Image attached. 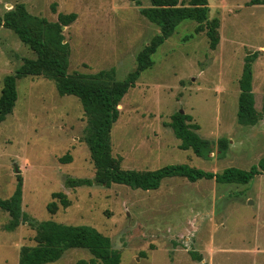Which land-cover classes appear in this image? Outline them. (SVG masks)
I'll return each instance as SVG.
<instances>
[{
    "label": "rangeland",
    "instance_id": "1",
    "mask_svg": "<svg viewBox=\"0 0 264 264\" xmlns=\"http://www.w3.org/2000/svg\"><path fill=\"white\" fill-rule=\"evenodd\" d=\"M139 1L0 0V15L19 3L49 21L76 13V20L62 27L70 49L68 73L114 69L115 78L123 80L136 68L138 53L160 33L140 12L150 0ZM250 1L208 0L210 19H219L216 48L193 20L182 21L159 45L154 64L122 98L111 130L112 155L123 169L186 163L222 172L258 164L264 156V4ZM255 51L252 84L260 119L244 125L237 118L239 81L247 55ZM36 56L0 25V96L4 77ZM16 86L13 109L0 121V197L13 194L20 175L24 212L37 222L96 228L121 251L119 264H264V172L246 184L174 176L149 190L117 183L70 187L67 178L96 174L81 100L61 94L56 81L44 75L19 77ZM176 112L190 115L203 138L228 139L227 152L219 155L214 144L203 158L181 149L170 124ZM55 192H63L69 204L53 197ZM9 221L0 208V264H19L21 249L37 245L36 229L29 223L7 229ZM93 258L89 249L72 247L48 264H90Z\"/></svg>",
    "mask_w": 264,
    "mask_h": 264
},
{
    "label": "trees",
    "instance_id": "2",
    "mask_svg": "<svg viewBox=\"0 0 264 264\" xmlns=\"http://www.w3.org/2000/svg\"><path fill=\"white\" fill-rule=\"evenodd\" d=\"M141 5L139 0H133ZM180 0H150V6L141 7L140 12L146 18L160 27V33L137 55L136 68L129 72L123 80L115 78L114 69L101 70L95 74L68 73L69 44L65 42L63 26L69 25L77 18L76 13H59L57 21H49L32 15L24 3L17 4L13 9L0 15V25L12 29L22 42L27 44L35 53L36 58H25L23 64L14 74L6 75L0 96V121L11 113L17 99L16 80L23 76L44 75L56 81L61 94L77 96L83 104L88 118L86 142L89 146L92 160L96 166V174L91 178L66 179L70 187L81 185H106L113 183L124 184L143 190L157 189L165 177H184L189 181L200 179H215L219 183H249L257 174L264 172V156L257 165L250 169L228 167L222 172L207 171L190 166L186 163L169 164L156 170L140 171L123 169L112 155L111 130L118 120V106L128 90L135 85L141 73L154 64L153 54L184 20L198 22L196 31L206 29L212 48L219 43V19H210L208 0H190L188 4ZM251 4H264V0H251ZM258 51L247 55L240 78V95L237 118L244 125H255L260 114L255 108L253 93V61ZM171 127L177 138L179 147L183 150L192 149L203 158H209L217 144L219 155L229 149L230 141L224 137L215 143L203 138L197 132L199 125L192 122L188 114L176 112L171 121ZM69 156L62 159L69 160ZM65 206L69 200L63 192L53 193ZM23 180L18 177L17 186L8 198L0 197V208L8 212L10 221L7 229H13L21 223H29L36 229L37 245L24 246L21 249L19 264H48L58 260L64 251L72 247L87 248L94 256L88 263L96 264L98 260L104 264H119L121 251L113 248L109 237L90 225H74L59 223L54 220L35 221L22 210ZM54 201L48 204L49 210H54ZM80 261L79 264H84Z\"/></svg>",
    "mask_w": 264,
    "mask_h": 264
},
{
    "label": "water",
    "instance_id": "3",
    "mask_svg": "<svg viewBox=\"0 0 264 264\" xmlns=\"http://www.w3.org/2000/svg\"><path fill=\"white\" fill-rule=\"evenodd\" d=\"M181 113H183V110H181Z\"/></svg>",
    "mask_w": 264,
    "mask_h": 264
}]
</instances>
